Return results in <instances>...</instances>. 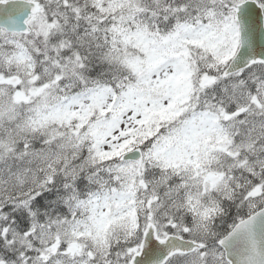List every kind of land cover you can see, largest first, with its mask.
<instances>
[{
    "label": "snow or ice",
    "instance_id": "snow-or-ice-1",
    "mask_svg": "<svg viewBox=\"0 0 264 264\" xmlns=\"http://www.w3.org/2000/svg\"><path fill=\"white\" fill-rule=\"evenodd\" d=\"M0 264H264V0H0Z\"/></svg>",
    "mask_w": 264,
    "mask_h": 264
}]
</instances>
